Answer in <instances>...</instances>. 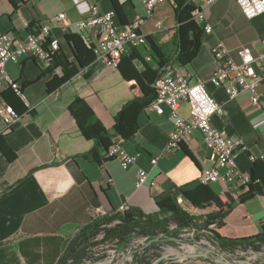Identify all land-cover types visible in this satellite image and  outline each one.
Returning <instances> with one entry per match:
<instances>
[{"label":"crops","instance_id":"0c3cea01","mask_svg":"<svg viewBox=\"0 0 264 264\" xmlns=\"http://www.w3.org/2000/svg\"><path fill=\"white\" fill-rule=\"evenodd\" d=\"M91 3H98L103 11L114 9L119 25L129 24L144 14L141 0H0V35L14 32L25 37L65 12V22L52 21L51 30L61 40L58 54L62 53L77 69L63 81L62 67L54 66L57 56L48 67L30 56L22 57L18 63H7L8 72L21 84L32 109L26 110L16 93L6 90L7 98L23 114L7 133L0 134V264H60L66 245L91 221L92 207L102 206L112 214L126 202L144 213L157 212V198L177 195L180 199L183 192L195 190L201 186L202 171L215 163V154L200 131H195L178 149L168 148L174 129L170 109L165 106V112L159 114L149 105L137 111L139 127L122 142L129 154L139 153L128 168H123L117 158L98 164L85 156L95 142L82 133L69 113L76 96L93 108L106 128L113 127L114 115L133 97L118 67L97 59L89 61L95 40L92 34L80 30L77 22L89 15ZM192 5L193 11L205 10L204 24H210L212 31L206 32L201 25L202 43L191 63L180 65L172 60V41L178 27L174 0L159 4L142 30L170 61L168 65L180 69L191 82H206L209 92L222 104V112L213 116V124L241 143L236 156L238 169L254 176L256 183L264 184V109L251 101L248 92L231 99L223 87L210 82L218 67L211 52L217 41H223L236 60L237 51L243 46H249L256 56L261 54L264 14L249 19L236 0H217L211 5L206 0H192ZM158 22L161 26H157ZM93 33L99 32L93 29ZM150 46L147 43L139 47L140 57L133 62L138 72L146 69V63L151 67L148 74L158 67ZM259 90L264 92V83ZM134 94L142 95L140 86ZM180 112L188 113L187 104L181 105ZM152 158H158L155 165ZM139 168L147 170L148 179L137 187ZM207 188L230 194L236 200L215 233L241 238L262 231L263 194L240 200L249 186L235 182L221 181ZM203 204L186 209L195 215L218 209L211 201ZM175 264L199 262L188 259Z\"/></svg>","mask_w":264,"mask_h":264},{"label":"built area","instance_id":"2783aa9c","mask_svg":"<svg viewBox=\"0 0 264 264\" xmlns=\"http://www.w3.org/2000/svg\"><path fill=\"white\" fill-rule=\"evenodd\" d=\"M144 5V14L134 19L126 25H119L116 19L114 9L103 11L98 3L89 5V15L77 22L80 30L93 35L95 44L93 51L95 59L102 61L107 66L117 68L121 57L131 47L145 46L148 43V35L142 30L147 18L151 17L157 6L167 0H141ZM217 0H206V4L211 5ZM243 14L249 18H255L264 14V0H236ZM192 18L206 32L212 31V26L205 23L206 12L203 9H196L192 12ZM66 19H61V13L53 17V20L41 24L37 29L30 31L25 37H19L14 32H5L0 35V134L7 133L22 118V111H19L9 102L6 90H12L24 103L26 110H31L32 105L26 97L21 84L15 80L7 70V63L12 61L20 62V50L22 48H34V55L30 57L38 60L44 67L50 66L57 53L61 49V40L59 36L52 34V21L62 24ZM93 26H103V33H93ZM161 26V22L157 23ZM262 52L256 56L249 46H243L238 49L236 60L223 41H217L211 48L212 55L218 63L217 69L210 78V82L217 86L223 87L228 96L231 94H241L248 92L251 101L264 109V92L259 87L264 83L263 60H264V37L260 40ZM154 89L156 96L149 104V107L159 114L165 112V106L170 109V116L174 120V129L169 136L168 148L178 149L180 145L188 140L195 131L203 134L204 141L211 146L215 154V163L212 167L202 171L200 183L210 185L217 182L239 183L242 186H249L251 176L240 171L237 167L236 156L241 143L229 135L225 130L217 128L213 122V116L220 114V106L213 95L209 92L206 82L198 80L191 82L189 77L180 69L173 65H167L163 73L155 80ZM182 104H187L188 113L186 115L180 112ZM137 154H129L122 145V142L112 144L107 152V158H117L123 168H128L137 158ZM254 158V157H253ZM158 158H152L151 163L155 165ZM225 168L222 173L221 169ZM148 172L139 168L136 185L140 187L147 182ZM132 207L128 203H123L120 208L110 214L102 206L91 208L92 217L108 216L114 214H124ZM120 219L111 223L104 224V227H110L120 223ZM216 223H211L208 227V234L216 228ZM170 232H177L178 238L172 242L164 240L165 233L159 234L156 248L145 253L144 247L151 242L149 236L132 234L134 237L130 242L123 245L120 238L105 240V231L102 230L97 236L100 244L94 248L96 259L86 258L77 264H99L103 259L105 246L113 244L115 251L120 255L124 252H131L133 247L141 249L139 253L147 254V259L151 260L150 264L159 258L153 257L159 253L163 256L167 253H176L181 251L193 252L197 243L212 244L208 239H199V231L195 227L178 229L176 223H170L168 226ZM212 230V231H211ZM198 238V239H197ZM203 238V237H202ZM205 238V237H204ZM188 240L189 248L184 249L185 241ZM147 242V245H146ZM123 245V246H122ZM146 245V246H145ZM222 255L229 258L232 252L218 249ZM237 250V249H236ZM235 250V251H236ZM238 250H244L238 248ZM247 250H252L247 249ZM136 251V250H135ZM153 252V255H151ZM231 259V258H229ZM234 263L235 261L231 259ZM182 260L163 259L157 264H175ZM131 262V260H130ZM69 264L71 262L69 261ZM119 264V263H118ZM127 264V263H120ZM135 264H139L138 261ZM236 264V263H235Z\"/></svg>","mask_w":264,"mask_h":264},{"label":"trees","instance_id":"16d2710c","mask_svg":"<svg viewBox=\"0 0 264 264\" xmlns=\"http://www.w3.org/2000/svg\"><path fill=\"white\" fill-rule=\"evenodd\" d=\"M174 1L176 3L175 11L178 27L172 41L175 47V58L172 60L180 65H187L198 54L202 43L203 28L192 18L194 9L192 0ZM148 43L151 45L150 49L152 54L158 62L157 69L150 71L152 73L148 74L147 69H151V67L147 63L146 69L142 72H138L135 69L133 62L140 57L139 47L129 48L121 57L118 68L133 91V97L114 115L115 124L113 127H104L93 108L80 96H76L69 107V113L76 121L82 133L95 142L94 148L85 154V156L95 160L98 164L107 159L106 152L112 144L123 142L137 131L139 125L136 121V113L139 109L145 108L153 101L156 96L153 84L161 75L163 69L170 63L169 60L164 58L160 48L156 46L149 36ZM90 51L92 56L89 61H93L96 57L93 49ZM56 56L54 66L62 67L64 71L62 80L65 81L74 75L77 69L62 53H57ZM125 62L127 65H125ZM131 66L134 67V71L132 72H130ZM132 80L135 81L131 83ZM138 86L142 90V95L140 96L134 94V90ZM8 100L17 110L21 111L11 101L10 97ZM207 186L201 184L195 190L183 192L180 199L177 195H166L157 198L159 209L154 213H144L139 209L131 208L124 214L118 213L108 216L92 217L91 221L83 226L66 245L60 264H69V261L71 264H77L86 258L96 259L97 256H94V248L101 243L97 239V236L102 230L105 231V240H112L118 237L123 245L132 240L134 237L133 232L136 235L149 236L151 242L145 249L148 252L156 248L161 232L165 233L164 240L167 242H172L178 238L177 232H170L168 230L170 223H176L178 229L197 228L199 231L198 238L205 237L223 250L233 252L238 248L244 250L251 248L254 251H260L264 247V227L258 234L241 238L221 237L214 230H211L213 234L206 232L209 230L208 227L211 223H216V227L222 226L224 218L230 213L236 202L230 194L226 193L222 195L213 192ZM254 194L264 195V184L256 183L255 177L251 176L248 190L239 199L243 200ZM203 201H211L218 209L204 215H195L186 209L192 206L201 207L204 205ZM117 219H120L121 222L103 228L104 224L111 223ZM153 257H160V254H154ZM137 258L139 264L151 263V260L145 256L138 255Z\"/></svg>","mask_w":264,"mask_h":264},{"label":"rangeland","instance_id":"374dc122","mask_svg":"<svg viewBox=\"0 0 264 264\" xmlns=\"http://www.w3.org/2000/svg\"><path fill=\"white\" fill-rule=\"evenodd\" d=\"M198 239V238H197ZM199 239H206L200 237ZM187 244H185L184 249H190L188 240L185 241ZM147 245V242H146ZM145 245V246H146ZM147 247H144L146 249ZM220 247L215 244H208V243H197L196 249L194 252H208L207 249H214L216 251V254H210V256H218L220 255V251L218 250ZM115 246L113 244H109L108 246H105L102 250L98 251H105L103 254V259L99 264H120L121 262L127 263V264H135L138 261V255H142L144 253H139L141 249H137L136 247H133L131 252H124L121 253L120 255L118 254L117 251L114 250ZM136 250V251H135ZM147 251L145 250V253ZM218 253V254H217ZM220 253V254H219ZM151 255H153V252H151ZM147 257V254H146ZM229 258L233 259L236 264H264V247L260 251H254V250H236L231 253ZM195 261L197 260L199 264H220L215 261H212L209 258H204V257H199V258H194ZM193 259V260H194ZM131 260V262H130ZM190 260V259H189Z\"/></svg>","mask_w":264,"mask_h":264},{"label":"water","instance_id":"95a60500","mask_svg":"<svg viewBox=\"0 0 264 264\" xmlns=\"http://www.w3.org/2000/svg\"><path fill=\"white\" fill-rule=\"evenodd\" d=\"M208 252L211 254H216V251L214 249H207ZM208 252H187V251H181V252H176V253H167L163 256H160L157 258L153 264H157L159 261L163 259H174V260H188V259H194V258H199V257H204V258H209L212 261H215L220 264H235L231 259L225 257L224 255L220 254L218 256H210ZM218 254V253H217Z\"/></svg>","mask_w":264,"mask_h":264},{"label":"bare ground","instance_id":"6f19581e","mask_svg":"<svg viewBox=\"0 0 264 264\" xmlns=\"http://www.w3.org/2000/svg\"><path fill=\"white\" fill-rule=\"evenodd\" d=\"M67 15L65 12H61V19H66ZM140 17V16H138ZM93 29L98 30L99 33H103V26H93ZM34 55V48H22L20 50V59L24 56ZM239 94H231V99L236 98ZM222 112V106H220V113Z\"/></svg>","mask_w":264,"mask_h":264}]
</instances>
